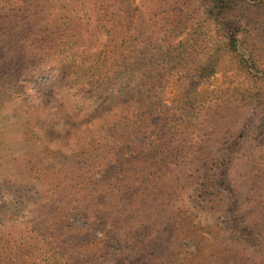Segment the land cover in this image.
<instances>
[{
	"label": "trees",
	"instance_id": "trees-1",
	"mask_svg": "<svg viewBox=\"0 0 264 264\" xmlns=\"http://www.w3.org/2000/svg\"><path fill=\"white\" fill-rule=\"evenodd\" d=\"M7 120L0 264H264V0H0Z\"/></svg>",
	"mask_w": 264,
	"mask_h": 264
},
{
	"label": "rangeland",
	"instance_id": "rangeland-1",
	"mask_svg": "<svg viewBox=\"0 0 264 264\" xmlns=\"http://www.w3.org/2000/svg\"><path fill=\"white\" fill-rule=\"evenodd\" d=\"M136 1L138 2L139 0ZM86 24L88 23L82 22L80 24L84 27V35L80 39V42L86 44L89 47H93L92 43L95 42L98 38V35L96 33L98 24L93 23L89 26V28L87 27ZM74 37L77 38L78 36L75 35ZM237 81H241V80L237 79L236 75H229V74L225 75L224 73H218L211 79V81L208 84L204 85L202 89L208 91H217L223 94L231 93L233 92L234 87L236 86L235 83ZM175 98H177V96L175 95L174 91L173 92L169 91L167 93L168 102H172ZM7 115L11 116L10 110H8ZM13 123L16 126L10 125L8 120L6 122L0 123V155L4 152V150L11 149L12 140L10 138V132H16L14 128L17 127V123L19 126V121H17L16 123V120H13ZM70 128L71 126L69 124H61L57 127L58 131L61 134V138L66 137L65 141H70L73 138L79 137L73 134L72 130L69 132ZM8 171L9 170L7 169V165L5 163H3V165H0V206L4 205L6 207L11 206V203L14 202L15 197L18 198V194L16 192L17 189H21V193L33 194L32 191L30 193V190L27 191L26 189H24L26 184L25 185L22 184L24 183V180L21 179L19 175H14L12 173H9ZM26 186L27 188L31 189L29 185ZM11 193L15 197L10 195ZM17 198L16 200L19 202ZM73 221L76 224H80V225L83 224L82 220L80 219L74 218ZM240 241L243 245H245V243L242 240ZM258 256H260V253ZM132 264H136V263L133 262Z\"/></svg>",
	"mask_w": 264,
	"mask_h": 264
}]
</instances>
